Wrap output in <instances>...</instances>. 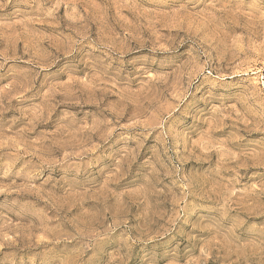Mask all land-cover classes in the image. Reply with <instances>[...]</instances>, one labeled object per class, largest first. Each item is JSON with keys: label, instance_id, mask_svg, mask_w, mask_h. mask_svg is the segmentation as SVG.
Here are the masks:
<instances>
[{"label": "rangeland", "instance_id": "rangeland-1", "mask_svg": "<svg viewBox=\"0 0 264 264\" xmlns=\"http://www.w3.org/2000/svg\"><path fill=\"white\" fill-rule=\"evenodd\" d=\"M0 264H264V0H0Z\"/></svg>", "mask_w": 264, "mask_h": 264}]
</instances>
